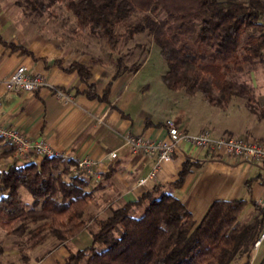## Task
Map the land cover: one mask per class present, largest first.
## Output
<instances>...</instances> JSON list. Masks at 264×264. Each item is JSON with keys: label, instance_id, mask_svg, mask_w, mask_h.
I'll use <instances>...</instances> for the list:
<instances>
[{"label": "trees", "instance_id": "trees-1", "mask_svg": "<svg viewBox=\"0 0 264 264\" xmlns=\"http://www.w3.org/2000/svg\"><path fill=\"white\" fill-rule=\"evenodd\" d=\"M28 4L27 14H41L48 6L42 0ZM65 7L75 19L73 33L104 42L100 59L108 56L113 77L139 68L143 58L125 60L119 43L124 38L131 53L139 46L135 35L144 33L166 63L161 78L167 88L201 93L220 107L233 96L250 97L246 80L234 75L263 57L264 0H65ZM134 15L137 19L132 20ZM0 42L30 53L14 43ZM92 58L89 63L73 61L61 68L78 74L88 98L107 101L108 85L101 97L96 93ZM203 162L187 156L169 186L179 188L191 168ZM74 166L72 159L55 155L24 165L13 163L0 171L2 230L24 235L33 224L35 231L45 229L60 242L84 230L91 234L88 245L59 264H233L249 256L264 229L261 209L251 222L239 221L244 200H215L196 221L177 196L161 191L159 185L98 218L89 212V177L74 175ZM21 188L32 197L29 205L20 197ZM136 208L142 210L139 216L133 214Z\"/></svg>", "mask_w": 264, "mask_h": 264}, {"label": "crops", "instance_id": "crops-1", "mask_svg": "<svg viewBox=\"0 0 264 264\" xmlns=\"http://www.w3.org/2000/svg\"><path fill=\"white\" fill-rule=\"evenodd\" d=\"M24 32L15 24L11 9L0 0V39L30 52L25 54L0 42V80L23 64L31 73L43 75L49 83L69 93L71 100L56 97L47 87L29 93L7 91L0 83V122L21 129L33 139L45 140L56 155L65 153L73 161L84 156L92 158L95 165L93 173L87 176V186L92 187L95 195L100 194V199L94 196L100 200L95 212L106 217L111 208L159 185L161 191L177 196L196 221L213 201L239 199L246 203L239 221L253 220L261 209L257 201L264 197L263 163L212 155L182 143L169 160L160 163L155 177L139 186L138 179L157 161L153 156L131 153L124 137L129 133L164 137L166 124L171 121L192 133L209 129L214 136L242 137L264 146V54L246 68L250 97L233 96L225 107L211 104L201 93L189 95L182 89L167 88L161 78L164 73L145 72L150 59H144L135 71L117 77H113L114 71L104 62L93 64L92 81L99 97L108 85L107 101H103L88 98L82 93L85 85L78 74L61 68L73 61L89 63L83 50L54 38L31 40ZM146 121L151 125L146 126ZM3 144L4 141H0V153L6 149ZM110 152H115L116 157L109 158ZM187 156L204 162L199 168H191L179 188L169 186L178 178ZM40 159L17 161L9 155L0 162V171L13 163L24 165ZM84 232L71 240L87 244L91 234ZM263 242L264 238L257 247H252L249 256L240 258L242 264H254L257 258H264ZM82 245L79 248H83ZM65 257L67 255L60 258Z\"/></svg>", "mask_w": 264, "mask_h": 264}, {"label": "rangeland", "instance_id": "rangeland-1", "mask_svg": "<svg viewBox=\"0 0 264 264\" xmlns=\"http://www.w3.org/2000/svg\"><path fill=\"white\" fill-rule=\"evenodd\" d=\"M16 1L22 3V6H20ZM42 1L48 6L41 14L33 13V15L27 14L30 9V5L28 4L29 0H4L5 4H7L8 10L11 9L14 14L15 24L24 29V33L27 34L26 37L31 40H35L36 38H46L48 40H52L54 38L64 43H72L78 46L77 48L80 50L88 48L86 52L88 60H92V56L94 55V64H97V62L98 64H101L102 61H107L104 64H107L111 70L114 69L113 64H109L110 61L108 56L105 55L100 59L101 48L105 47L103 41H97L89 38V36L86 37V35H76L73 33L72 28L75 25V19L66 9L65 0H54L53 3H49V0ZM133 19H137V15L133 17L132 20ZM120 31L123 32V29H120ZM135 41L138 42L139 46L136 50H132L131 53H127L130 52L129 47L131 45L128 44V42H124V38L121 39L119 43V46L121 47L120 53H123L122 55L125 56L124 59H129L131 61H137L141 58H143V60L150 59V61L147 62L148 67L145 72L157 71L158 73H164L167 70L166 63L160 56L159 48L152 40H150L148 35L144 33L136 34ZM128 54H130V56ZM234 77L238 80H245L246 71L244 73L234 75ZM169 92H171V90H169ZM0 141H4L3 145L6 146V149L4 148L5 151L0 153V162H2V160L9 155H12L13 157V154L10 151L12 147L9 143H7V141L2 138H0ZM86 189H90L88 191L92 194V199L89 204V212L98 218L104 217L105 214L101 215L98 214V212H95L97 207L96 203L99 204L100 202V200L97 201V199H100V194L95 195L91 191V186H87ZM19 192L22 201L29 205L32 202L31 195L23 188H21ZM94 196H97V199H95ZM141 213L142 210L140 208H136L135 211H133L135 216H139ZM35 228L36 225L30 224L26 234L24 235L6 232L0 228V264H59L66 258H60L61 256H68L70 253L80 249L79 247L82 245L71 239L60 242L51 236L47 230L44 229L42 231H35ZM84 231H86L84 233L89 232L88 230ZM82 239L83 238H81V240ZM90 241L91 239L87 244L82 245V247L88 245ZM263 251L264 242L261 247V252ZM233 264H242V261L239 259ZM254 264H264V258L262 260L257 258Z\"/></svg>", "mask_w": 264, "mask_h": 264}, {"label": "built area", "instance_id": "built-area-1", "mask_svg": "<svg viewBox=\"0 0 264 264\" xmlns=\"http://www.w3.org/2000/svg\"><path fill=\"white\" fill-rule=\"evenodd\" d=\"M0 83L7 91H24L34 93L42 87H47L58 98L66 101L71 100V95L49 83L45 77L38 73H31L29 69L21 64L11 73L0 80ZM0 137L7 141L12 147V154L15 160L29 158H43L55 156L56 154L50 145L43 139H33L21 129L14 126H6L0 122ZM125 143L133 154L149 155L156 158V164L144 176L140 177L137 185L143 186L148 180L153 179L160 166V163L172 157L173 151L182 143H188L196 149L206 150L212 155L241 158L249 163L258 162L264 164V146L236 136H214L209 129H203L192 133L186 131L177 124L168 121L166 124V135L161 138H153L145 135L129 133L124 137ZM67 158L65 153L56 155ZM109 158L116 157L115 152L109 153ZM95 161L88 157L76 159L73 167L74 175L89 176L93 173ZM258 206L264 212V197L257 201ZM264 238V229L259 238L255 241L257 247Z\"/></svg>", "mask_w": 264, "mask_h": 264}]
</instances>
